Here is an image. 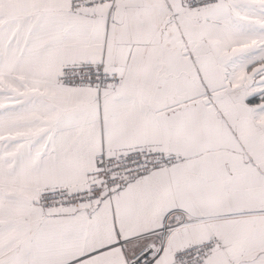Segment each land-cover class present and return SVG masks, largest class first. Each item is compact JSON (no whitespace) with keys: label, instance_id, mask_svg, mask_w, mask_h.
I'll return each mask as SVG.
<instances>
[{"label":"snow or ice","instance_id":"6c2138e0","mask_svg":"<svg viewBox=\"0 0 264 264\" xmlns=\"http://www.w3.org/2000/svg\"><path fill=\"white\" fill-rule=\"evenodd\" d=\"M0 264H264V0H0Z\"/></svg>","mask_w":264,"mask_h":264}]
</instances>
